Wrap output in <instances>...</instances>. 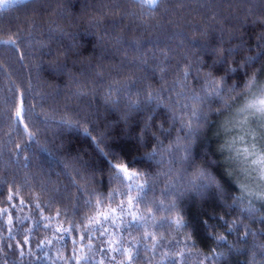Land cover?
<instances>
[{"label":"trees","instance_id":"16d2710c","mask_svg":"<svg viewBox=\"0 0 264 264\" xmlns=\"http://www.w3.org/2000/svg\"><path fill=\"white\" fill-rule=\"evenodd\" d=\"M262 34L264 0H23L0 9V40H16L0 44V209L9 210L0 264H76L74 248L89 257L80 264H264V199L246 193L234 169L245 145L230 121L243 102L221 114L206 95L209 75L240 89L259 76ZM195 108L208 122L193 134L182 124ZM158 141L163 155L151 153ZM115 164L144 185L130 209L143 219L117 211L118 227L105 224L100 237L93 221L80 241L89 218L121 200L127 208V197L110 199L127 184ZM198 170L220 190L203 186ZM70 223L76 232L40 246Z\"/></svg>","mask_w":264,"mask_h":264},{"label":"snow or ice","instance_id":"6c2138e0","mask_svg":"<svg viewBox=\"0 0 264 264\" xmlns=\"http://www.w3.org/2000/svg\"><path fill=\"white\" fill-rule=\"evenodd\" d=\"M23 0H0V9L5 8L11 4L14 3H21ZM158 0H151V3L155 4ZM260 39L264 40V34L259 37ZM135 42V41H133ZM0 44H11L15 45L16 40L15 39H8V40H0ZM264 51V49H262ZM251 59V58H249ZM226 61V58H225ZM247 60L245 61L244 65H241V67H247ZM185 75H187L185 73ZM260 76H264V65L261 66L259 69V76L256 72H252L251 75L248 76L246 82L243 85V88L240 89V86L234 85L232 87L227 86L223 82V78L220 80H212L211 76L209 75L206 78V81L209 85V88L211 91L207 92L206 95L209 97H214L218 103L219 108H217L218 112H221L222 109H232L234 105L237 104L238 101H242V106L238 107L236 110L237 116H243L244 120L242 123L248 122V117H254L256 118L259 123L260 127L264 128V82L260 81ZM119 91V90H117ZM148 98L151 99V93H147ZM199 99V98H198ZM131 104V101H130ZM211 111V109H209ZM16 117L18 120H23V110H18L16 112ZM193 118L195 119V128L193 127ZM207 113H205L203 110L199 108H195L191 112V117L182 124L183 128L188 129V132H191L195 134V132L199 131L207 124ZM27 127V125H25ZM189 140V144L192 140V136H188V134H185ZM260 139L264 140V131L260 133ZM179 147V145L177 144ZM20 147L19 145L17 146ZM184 150H187V146H185ZM168 151H171V147H169ZM151 153H156L158 155H163V142L158 141L157 145L155 147H152ZM151 153H146V155H149L151 157ZM238 155H241L244 157L245 164L248 165V167L245 169V171L252 172L255 171L258 173V176L256 177L259 181L264 182V147H261L260 152L257 153L256 151L245 149L242 153L238 152ZM182 159H186V157H182ZM113 175L116 178V180L123 184L124 181H127L126 184V190L125 191H118L114 190L110 194V199L112 202H115L116 196H122L127 197V208L125 206V201L121 200L120 203L116 204V207L109 208L107 213H102V218L97 217H91L89 218V224L84 225V232L83 234L79 235L80 241H83L84 239H91L90 236L87 235V233L90 231V224L94 221L95 225L97 226L96 230L99 232L100 237H104L109 232V227H118L117 221L121 219V217H118L116 215L117 211L120 213H127L128 216H131L133 222H138L140 219H143V217H138L134 212L130 211L134 201L137 200L136 197H133L131 195V192L134 190V186L136 189L142 190L144 188V185L142 184H135V181L138 179V174L135 172H129L128 166L124 164H115L113 165ZM194 176L197 180H200L202 182L203 186H210V185H216L217 189L220 190L219 184H217V181L215 178L205 171L198 170L196 173H194ZM14 198V194L10 195L8 197V201L10 202L11 199ZM260 199H264V195H261L258 197ZM234 203L236 201H233ZM24 201L21 200L20 204L24 205ZM97 203H103V201H97ZM11 207H15V205H11ZM36 209H40L41 206L39 204L35 205ZM8 209H0V215H7ZM57 217L61 215L60 212H57ZM43 219L50 220V217H44ZM9 222H11V217H9ZM83 223V222H82ZM177 224L180 223V221H176ZM105 224L109 225V227L104 226ZM45 228H49L50 225L48 223H45L43 225ZM77 231V226L75 223H70L68 227H64L63 224H61L59 227H55L53 238L46 239L44 241H41L40 246H43L45 244L51 245L53 243V239H63L65 234L73 233ZM248 233L245 232V235ZM150 235V234H149ZM145 238H148V236H145ZM154 239V237H153ZM220 239H224L223 237H220ZM105 241H101V243H104ZM159 242V241H157ZM28 240L22 242L20 245L23 247L24 244H27ZM73 244H75V240H73ZM11 247V245H9ZM89 249H91V245H88ZM99 251L104 252L105 249L100 248ZM111 251L115 252H121L123 255H126L129 261H132L134 259L133 256H131L130 249L124 250L121 247L117 248H111ZM76 249H73V255L69 256V260L76 261V264H80V260H88L89 257H80L77 259L75 255ZM21 255H23V252H21ZM58 259H62V257H58ZM112 260H115V257H111ZM99 264H103V261H100Z\"/></svg>","mask_w":264,"mask_h":264},{"label":"rangeland","instance_id":"374dc122","mask_svg":"<svg viewBox=\"0 0 264 264\" xmlns=\"http://www.w3.org/2000/svg\"><path fill=\"white\" fill-rule=\"evenodd\" d=\"M261 82H264V79L261 80ZM242 106L240 104L238 107ZM233 115H236V111L234 112ZM244 120L243 116H235L233 120H231V124L233 125L232 131L235 133V136L239 141H243L245 145V149H251L253 151H256L257 153L260 152L261 147H264V140L260 139V133L264 131V128L260 127L259 121L254 118V117H248V122L247 123H242ZM230 136L228 138H231ZM242 153V152H240ZM237 157V164H234V169L235 171L238 172L239 176L243 177L241 183L244 186V189L246 193L253 194V196L259 200L261 195H264V182L259 181L256 177L258 176V173L255 171L248 172L245 171V169L248 167L247 164L244 162V157L241 155H236ZM252 174V175H251ZM248 177V179H247ZM249 180V178H251ZM249 180V181H245Z\"/></svg>","mask_w":264,"mask_h":264}]
</instances>
